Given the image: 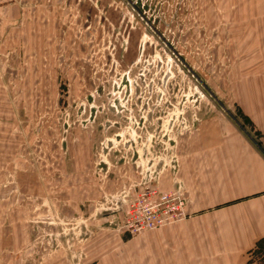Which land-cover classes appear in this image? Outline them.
Segmentation results:
<instances>
[{
	"label": "rangeland",
	"instance_id": "obj_1",
	"mask_svg": "<svg viewBox=\"0 0 264 264\" xmlns=\"http://www.w3.org/2000/svg\"><path fill=\"white\" fill-rule=\"evenodd\" d=\"M263 27L264 0H0V264H240L182 161L222 123L264 155L234 100ZM163 192L182 214L142 227Z\"/></svg>",
	"mask_w": 264,
	"mask_h": 264
},
{
	"label": "crops",
	"instance_id": "obj_2",
	"mask_svg": "<svg viewBox=\"0 0 264 264\" xmlns=\"http://www.w3.org/2000/svg\"><path fill=\"white\" fill-rule=\"evenodd\" d=\"M257 40L234 100L264 146V27ZM221 126L223 133L200 131L182 175L190 209L206 213L196 224L208 232L209 250L218 253L212 259L242 264L244 253L264 237V155L235 126Z\"/></svg>",
	"mask_w": 264,
	"mask_h": 264
},
{
	"label": "built area",
	"instance_id": "obj_3",
	"mask_svg": "<svg viewBox=\"0 0 264 264\" xmlns=\"http://www.w3.org/2000/svg\"><path fill=\"white\" fill-rule=\"evenodd\" d=\"M183 204L184 201L177 192H163L158 196L157 200L152 201V204L151 202L148 204V209L143 210L147 219L142 227L145 226L152 229L166 222L165 220L174 218L176 214L181 215Z\"/></svg>",
	"mask_w": 264,
	"mask_h": 264
}]
</instances>
